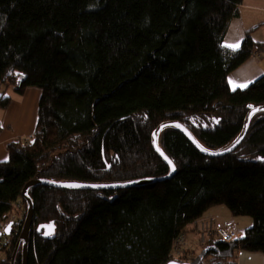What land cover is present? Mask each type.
Masks as SVG:
<instances>
[{
    "label": "trees",
    "instance_id": "trees-1",
    "mask_svg": "<svg viewBox=\"0 0 264 264\" xmlns=\"http://www.w3.org/2000/svg\"><path fill=\"white\" fill-rule=\"evenodd\" d=\"M243 2L0 0V109L11 104L8 90L42 92L33 136L10 144L0 163V264H12L27 214L22 194L37 179L156 182L122 191L31 189L27 264H238L240 252L264 255V113L221 158L163 131L159 147L177 169L171 179L152 146L161 124L179 122L204 149L223 150L264 106V76L244 90L228 84L251 58L264 60L251 32L239 50L224 46ZM221 206L252 220L244 236H212L190 263L170 257L174 241ZM14 264H23L20 248Z\"/></svg>",
    "mask_w": 264,
    "mask_h": 264
},
{
    "label": "crops",
    "instance_id": "crops-1",
    "mask_svg": "<svg viewBox=\"0 0 264 264\" xmlns=\"http://www.w3.org/2000/svg\"><path fill=\"white\" fill-rule=\"evenodd\" d=\"M247 32H251L255 42L264 44V0H244L239 8V17L229 25L224 46L231 50H239ZM232 44H239V47H229ZM262 76H264V60L259 56H254L229 75L228 84L233 91L244 90ZM3 91L0 86V96ZM41 95V90L29 88L23 96H12L11 104L6 110L0 109V126L2 128L0 132V163L8 161V146L10 144L33 136L38 123ZM208 217L217 218L220 225L235 231L239 236H244L245 230L253 224L249 218H233L229 210L224 207L211 209L203 218ZM186 234L190 249L198 255L201 247L198 246L195 235L190 229ZM238 264H264V255L240 252Z\"/></svg>",
    "mask_w": 264,
    "mask_h": 264
},
{
    "label": "water",
    "instance_id": "water-1",
    "mask_svg": "<svg viewBox=\"0 0 264 264\" xmlns=\"http://www.w3.org/2000/svg\"><path fill=\"white\" fill-rule=\"evenodd\" d=\"M260 113H264V106L253 108L249 112L245 120L244 128L240 136L230 146L220 151H209L204 149L198 143V141L195 139L192 133L183 124L179 122H167L161 124L152 135V146L155 152L160 156V158L166 163V165L170 169V175L166 179L173 178L177 173V169L176 166L173 164V162L162 152V150L159 147V137L163 133V131H165L166 129H174L179 133H181L204 156L210 158H221L236 152L240 148V146L243 144V142L245 141L248 135L251 119L255 115ZM169 161H171V163H169ZM159 181H163V180H159ZM154 182H156V180H140L133 182L110 183V184H93V183H83V182H53V181L41 180V179H37L29 182L26 185L22 194L23 198L27 202L26 219L21 236L19 238V241L17 243L12 258V264H14L16 255L21 246H22L23 264H27L28 262V244H29L31 231L34 225V203L31 196L29 195L31 189L39 186H47L54 189L68 190V191H122L130 188H138ZM11 229H12V224H10L7 227L5 234L10 235ZM40 231L41 230H39V232ZM52 233H53L52 230H47L45 232L47 236H51ZM170 264H181V263L172 262Z\"/></svg>",
    "mask_w": 264,
    "mask_h": 264
},
{
    "label": "built area",
    "instance_id": "built-area-1",
    "mask_svg": "<svg viewBox=\"0 0 264 264\" xmlns=\"http://www.w3.org/2000/svg\"><path fill=\"white\" fill-rule=\"evenodd\" d=\"M22 218V217H21ZM20 219V218H19ZM16 219L14 218L13 221ZM195 235L198 239V243L204 245L207 240L214 236L220 239L224 243H232L240 236L227 227L220 225L217 218L208 217L198 220L195 223ZM187 234H181L176 241H174L171 248L170 257L174 259H183L186 263H190L185 257V247L187 246ZM184 253V254H183Z\"/></svg>",
    "mask_w": 264,
    "mask_h": 264
},
{
    "label": "rangeland",
    "instance_id": "rangeland-1",
    "mask_svg": "<svg viewBox=\"0 0 264 264\" xmlns=\"http://www.w3.org/2000/svg\"><path fill=\"white\" fill-rule=\"evenodd\" d=\"M7 96H10V97H12V96H17L16 94H14L12 91H7ZM18 97V96H17ZM221 207H224V208H226L227 209V207H225V206H221ZM228 210V209H227ZM24 212H25V209H23V210H19V212L17 211L16 213H15V215H14V217H15V219L16 218H21L22 217V215L24 214ZM233 218H235V217H233ZM249 220V219H248ZM243 229V228H242ZM193 234L195 235V232L193 231ZM195 237H196V235H195ZM196 240H197V242H198V239H197V237H196ZM190 244L187 242V246L185 247V257L187 258V260H193L196 256H197V253L195 252V251H192V249H190V246H189ZM198 246H202L201 244H199L198 243ZM201 249L202 248H200L199 249V251L198 252H200L201 251ZM20 250L22 251V246L20 247ZM184 254V253H183ZM262 254V253H261Z\"/></svg>",
    "mask_w": 264,
    "mask_h": 264
},
{
    "label": "snow or ice",
    "instance_id": "snow-or-ice-1",
    "mask_svg": "<svg viewBox=\"0 0 264 264\" xmlns=\"http://www.w3.org/2000/svg\"><path fill=\"white\" fill-rule=\"evenodd\" d=\"M229 47H232V48H238L239 47V44H232V45H229ZM246 86V85H245ZM169 163H171V161H169Z\"/></svg>",
    "mask_w": 264,
    "mask_h": 264
}]
</instances>
